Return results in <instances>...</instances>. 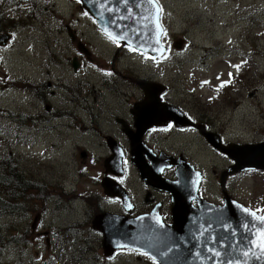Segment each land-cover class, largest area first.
Returning <instances> with one entry per match:
<instances>
[{"label": "rangeland", "instance_id": "rangeland-1", "mask_svg": "<svg viewBox=\"0 0 264 264\" xmlns=\"http://www.w3.org/2000/svg\"><path fill=\"white\" fill-rule=\"evenodd\" d=\"M4 1L10 5V9L6 5L8 13L6 11L4 13L8 17L4 15L0 19L2 23L6 21L4 25L0 23L4 27V31H0V35L6 34V31H10V29L14 32L16 30V32L10 31L14 35V39L6 42L7 46H1L0 50V110L2 111L0 113V155H4L10 150L15 152L16 158L19 159L17 168L21 175L24 174L22 182L28 181L32 190L33 180H38V185L42 186L44 194V200L40 199V205L48 207V209L46 207L42 209L36 205L40 225L34 223V227H38V229L32 227L33 219H30L32 245L29 243L28 247L25 246L26 253H28L26 255L28 264H46L44 259L46 249L50 251L49 243L52 244V249L56 247L54 244L58 243V249H60V251L56 249L58 253L50 251V257L52 259L56 255H60V257H56L58 261L54 259L56 263L50 261V257H48V264L64 263V259H62V255H64L62 237L64 235L60 230L56 231V225L59 229V226L66 221L63 219L66 215H68L67 226L70 219L75 220L78 217V213L74 211L76 207H72L76 201L80 211L83 210V204L85 206L86 198L88 201L90 198L92 199L90 204L94 203V195L98 189L96 183H99L100 178L104 177L103 163H105L104 158L108 155V149L98 133L100 127L96 123H101L105 117L110 118V115L127 116L129 105H125L122 110V105L119 107L118 101L124 97V99L129 98L128 103H130L131 98L143 97L140 85L143 80L140 78L154 79V82L148 81L147 83L154 84L156 89L159 88L158 83L163 84L160 85V87H164L160 93H163L164 97H159L160 101L167 102L169 106L175 105L177 109L179 107L178 110L182 114L186 113V117L192 115L198 117V120L204 124L211 125L212 123L213 127L210 133L220 134L222 139L225 136L224 141L219 139L225 145L226 142L234 143L236 148V145L246 144L252 151V145L255 148L259 142L264 144V0H160L164 8L161 20L167 28L166 38L180 39L178 43L184 41L182 43L184 46L179 45L178 49H174L169 43L171 51L169 50L159 62L142 56L144 53L139 56L136 51L135 54L134 49L130 51L126 46L120 47L118 42H109L113 39L111 40L107 35L105 40L97 23L84 13L78 0H54V5L50 2L52 0H12L13 3L10 0H2V3ZM14 7H18L22 13H14ZM0 9H4V5ZM0 13L2 15V11ZM8 26L10 29H6ZM65 26L70 27L69 31ZM116 43L120 50L116 49ZM180 47L182 48L180 49ZM83 50L86 51L88 57L80 52ZM49 52H54V59H58V62L54 63L53 60L52 67L56 65V69L50 67V72L46 70L47 73H45L43 65L42 69L38 65L42 63L40 60L44 57L42 54L46 53V57H48ZM41 55L42 57H40ZM61 55L63 57L64 55L70 56V59L73 55L76 56L80 63H78L80 66L77 68V72L69 64L68 68H64V59H62V68H58ZM38 57L40 59H36ZM46 57H44V61ZM115 57L118 58L114 59ZM233 64L241 65L238 70V72H242L241 75L238 73L240 77H234L237 68L234 69V73H232V69L229 71V65L234 67ZM111 69H115L116 72L114 73ZM227 72L232 73V79H230V75L227 77ZM104 79L119 84L117 88H121L118 91L120 95L111 91V87L108 89V85H112V83L107 84ZM228 79H230V83L234 79L235 81L228 85L226 83ZM44 80L50 81L51 85L48 91L54 89L55 92L54 97L53 95L50 98L49 95L46 97V107L49 104L50 109L52 106H56L55 109H67L68 103L65 104V102L68 101H65V97L60 94L61 87L59 86L64 83V86H70L76 91L74 99H76V95L80 100L87 97L86 109L88 111L81 110L82 105L76 109L77 104L70 103V107H68L69 119H64V117L60 120L50 119L49 109L48 115L45 116L50 120L48 123L42 122L44 119L38 121L39 117L32 121L30 114L33 117L34 113L42 112L44 116L47 111L43 105H38L37 99L31 97L34 93V85H36L37 93L40 81L43 85ZM223 81L226 86L221 87L220 91L218 85ZM27 85L28 87H26ZM4 87L7 88L4 89ZM44 88L46 89V87ZM36 93H34V97ZM110 93H116L118 98L112 97ZM152 93L154 92L152 91ZM63 95L65 96L64 93ZM211 95L212 97H210ZM150 103H152V99H150ZM162 107L164 106H160V109ZM160 109L157 113H160ZM4 113L7 115L5 116ZM9 114H12V118L8 117ZM52 115H54V111H52ZM73 115L76 116V119H72ZM22 116L24 119L21 118ZM78 116L82 118L80 123H78ZM186 124L188 123L186 122ZM101 126L102 129L110 127L120 137L116 124L111 119L109 124L103 123ZM164 129L160 133H154L152 130L150 137H157L163 141L164 143L161 144L166 147L167 151L176 148L174 150L182 152L183 156L190 159L187 162L194 167L195 165L200 166L208 180L206 181L208 183L206 193L209 191L207 199L206 193H203L202 200L206 199L207 202L218 199L216 205H221L220 174L227 168V164L228 166L232 164V159L220 157L217 151H212V147L209 150L207 147L210 143L200 133H192L193 130H190L178 135V132L173 131L169 135L170 131H164ZM206 129L202 130L206 131ZM110 138L112 139V137ZM202 139L206 141V144ZM114 141L116 140L114 139ZM160 141L158 142L160 143ZM245 159L246 157L240 159V164L243 166L246 162ZM244 171L246 170L244 169ZM263 173L264 170H258V173L254 171L249 177L246 173V177L242 175L230 179L222 173V193L228 195L226 191H223L224 185H226L235 199L244 201V204L248 202L249 207L247 208L262 216L259 210L264 211ZM128 179H132L131 174ZM226 179L228 180L226 181ZM26 191L18 190L16 205L22 198L20 193L26 195ZM93 193L94 195L90 196ZM54 194H60L62 201L59 204V211L52 213L50 211L51 202L48 204V201L49 198L56 197ZM62 197L66 199L68 207ZM73 197L74 199H71ZM60 198H58V202ZM230 199L234 201L232 197ZM256 201L260 204L256 205ZM19 203L20 211H22V204L26 207L31 206L33 209L35 200L32 201L30 196H25ZM62 203H64V209H62ZM254 205L257 206L256 209H253ZM86 209H88V203H86ZM86 209H84V215H86ZM60 211H62L61 214ZM14 213L16 210L2 215L0 218V225L4 224V229L1 227L2 234L5 233L6 239L13 237V233L16 231ZM44 213L46 214L44 215ZM29 218L30 216L25 220ZM20 219H24L23 215ZM50 219H52V225H50L48 237H45L48 247L44 245L40 262H34L38 257L36 252L40 247L42 235H47L44 234V229ZM6 223H8L7 229ZM24 224V220L17 223L20 227ZM84 229H86V225H84ZM36 231L42 232L39 233L40 237L36 236ZM52 231L56 233V237ZM17 233L18 231H16ZM60 233H62V237H60L62 245L58 242ZM52 239L54 240L52 241ZM30 249H34V251H30ZM52 253H56V255H52ZM125 257L124 259L128 261L129 258ZM150 258L148 264H152L151 259L153 258ZM118 261L115 264H118ZM130 261L132 264L147 263L137 257L130 258ZM154 261L156 262V260ZM155 262L154 264L157 263ZM0 264H21L13 243L0 254ZM122 264L130 263L122 261Z\"/></svg>", "mask_w": 264, "mask_h": 264}, {"label": "water", "instance_id": "water-1", "mask_svg": "<svg viewBox=\"0 0 264 264\" xmlns=\"http://www.w3.org/2000/svg\"><path fill=\"white\" fill-rule=\"evenodd\" d=\"M82 3L98 28L113 39L140 52H146L152 58L163 55L167 50L161 41L162 34H158L161 30L163 32L160 19L158 30L153 20L156 15L155 6L149 0H82ZM7 39V34L0 35V46ZM179 45L181 43L178 41L174 44L176 48ZM72 65L77 67L76 62ZM142 86L147 100L144 105H137L131 110L136 132L127 133L132 161L138 166L146 183L171 192L175 204L172 209L173 223L150 228L140 216L128 219L109 213L100 214L94 218L93 227L103 232L106 251L110 252L112 248L118 247H132L146 251L158 264H264V256L249 243L255 239L253 234L264 228V222L255 220L252 214L256 217L259 215L229 197L224 198L222 205L199 199L196 192L200 172L188 162L178 160L167 163L162 158L165 166L174 163L183 165L177 182L161 179L146 166L142 157L145 150L141 140L145 129L151 125H162L170 119L180 125L190 123L175 106L160 102L158 95L162 87L158 86L156 89L154 84L149 83H143ZM160 106L164 107L160 109ZM159 109L160 113H157ZM204 136L214 148L237 160L230 168V173L241 169L264 170V144H255V148L252 145L250 151L248 145H236V148L231 145L222 146L214 134L205 133ZM110 147L113 154L105 159V169L121 174L122 151L116 143ZM245 156L246 162L243 166L240 159ZM101 185L104 189L112 187L109 177H104ZM104 191L109 195L123 196L120 192ZM191 199L198 201L197 208L191 206ZM244 252L249 254L245 256Z\"/></svg>", "mask_w": 264, "mask_h": 264}, {"label": "flooded vegetation", "instance_id": "flooded-vegetation-1", "mask_svg": "<svg viewBox=\"0 0 264 264\" xmlns=\"http://www.w3.org/2000/svg\"><path fill=\"white\" fill-rule=\"evenodd\" d=\"M66 29L69 30V27H66ZM172 39H174V37ZM122 46L123 45L120 44V47ZM81 53H83L85 57H88L86 55L85 50L82 51ZM51 54H52V57H50ZM42 55L46 57V53ZM42 55L40 57H42ZM142 56H145L147 59H149L147 55H142ZM40 57L36 59H40ZM44 57L40 59L42 63L38 65V67L42 69V65H43L45 73H47V71L50 72V67H52V61L54 60V63H57L58 59H54V52L52 53L49 52L48 57H46L45 61H44ZM56 57H58L57 54H56ZM117 58L118 57H115L114 59H117ZM62 59H64V68H68V64L71 65L72 67V60H75V59L77 60L76 56L74 55L71 58L72 60L70 59V56L64 55L63 57V55H61L59 58L60 65H57L58 68H62ZM48 62H50V65H48ZM78 63L79 62L77 60V64ZM79 64L77 65L78 67L80 66ZM52 69H56V65H54ZM73 70L76 71L77 69L73 68ZM111 70L114 71V73L116 72L115 69H111ZM104 81H106V79H104ZM106 83L107 84L112 83V85H108V89H110L111 87V91H115L116 93H118V91L121 89V88H117L119 84L111 82V80L106 81ZM63 84L64 83L59 84V86L61 87L60 94L63 97H65L66 99L65 101H68V102H65V104L68 103V105H66L67 106L66 110L55 109L56 106H52L51 107L52 109H50L49 104L46 107V103H45L46 97H48V95H49V98L52 95L53 97L55 96V92L53 91L54 89H50V91H48L51 85L50 81L47 82L45 80L43 85H42V82L40 83V85L37 84L38 85L37 93H36V85H34L35 88L33 90H34V93H36V95L34 97V93H32L31 97L35 98V100L37 99L38 105H43V108L45 107L47 111L46 113H44V116L42 112H40L39 114L38 112L34 113L33 117H32V114H30L32 121H35L36 118L39 117L38 121H40V119H44V121L42 122L48 123V121L50 120L46 119L45 116L48 115L49 109H50L49 116L51 117L50 119L60 120L62 119V117H64V119L65 118L69 119L70 117H68V107H70V103H74V105L77 104L76 109H78V106L80 107V105H82V107H80L81 110L86 109L87 103H88V100H86L87 97L86 99L80 100L78 99V95H76V99L78 100L74 99V93H76V91H74V88H71L70 86H67V85L64 86ZM28 85L26 87H28ZM30 87H32V85H30ZM44 87H46V89ZM141 89H142V86H141ZM63 93L65 94V96L63 95ZM116 93H110V94H112V97L118 98V95H120V93H118V95H116ZM162 94H161V97H164V95ZM80 95H82V93H80ZM122 99H124V97H121L120 101H118V106L120 107V105H122V110H124L125 105L127 104L129 105L127 109L126 117L118 115V114L116 115L113 114L114 116L110 115L109 116L110 118L105 117L101 123H96V124H98L99 125L98 127H100V131H98V129L97 131L98 133H100L102 140L104 141L106 148L108 149L107 151L108 155L112 154V150L110 146H112L113 144L115 146V143L119 145L122 151L123 170L121 172V175H115L112 172L106 171L105 166H104L103 176L110 177L111 179L109 178V180H110V183L112 184V187L110 188L105 187V189L109 193L120 192L121 194H123V196H119V195L113 196V194L111 195L107 194L104 191L105 190L104 187H102L101 185V179L103 178L101 177L100 182L96 183V185H98V189H96V193H95L96 195H94V193L90 195V196L94 195V203L91 202L90 204V201H92L91 198H90V201H88V198L84 200L86 201V203H88V209H86V203H85V206L83 204L82 211H80L79 204L77 201L76 203L72 201L74 205L70 203L72 207H76L74 211L78 213V217L75 220L70 219V223L67 226L66 221H68V215H66V217L63 218V219H66V221H64V223H62V225L59 226V229H58V225H56V231L60 230L65 237V239L64 237H62V233L58 235V242L60 243V237H62V241H64V245H62V243H60V245H62V249H64L63 253L65 255V257L64 255H62V259H64V263H58V264H115V262L118 261L119 259H123L122 261H124V263L132 264V261H130V258L134 259L135 257H137V259H141L147 262L146 264H148V260L150 258L148 253L145 251L139 250V249H135L132 247H118V248H112L110 252L106 251L104 247L103 232L93 227L94 218L100 214L109 213L112 215H117L118 217H125L128 219L130 218L135 219L140 216V217H143V219L145 220L146 226L150 228H152L153 226L159 227L161 224L170 225L173 223L172 209L175 204L172 199L171 192L169 190L159 188L158 186L146 183L141 177L138 166L132 161V155H131V150H130V140H129L127 133L133 134L134 132H136L135 120H134V116L131 110L134 109V107L137 105H141V104L144 105L143 103L146 102L144 92H143L142 98H140L139 96L135 98H131L130 103H128L129 98L124 99V101H122ZM52 111H54V115H52ZM86 111H88V109H86ZM74 113H76V111H74ZM187 118L190 124H184L180 126L177 123H175L173 120H169L167 121L168 123L166 122L164 127L149 126L147 129H145V132L142 134L141 140L143 143V149L145 150L143 151V154H142L143 160L146 166L151 168L152 172L155 174H158L159 177L163 180H168L169 182H177L178 174L181 173L183 169L182 167L183 165H181V163H178V164L174 163L172 165L165 166L164 162H162V158H165L167 163H170L171 161H178V160L180 162L181 160H183L184 162H187V161H190V159H187L185 156H183L182 152H177L176 150H174L176 148L172 150H168V151L165 150L166 147L161 144L164 142L160 141L157 137L151 138L150 133H152V130H154V133H160V131H162V129L164 128H167V129H164V131H170L169 135H171L172 134L171 132L173 131L178 132V135H180V133H186L190 130H193L192 133L196 132L202 135H204L203 132L212 131V127H213L212 123L211 125H209V123L208 125L204 124L203 122H200L198 120V117L196 116L193 117L192 115H188ZM72 119H76V116L73 115ZM110 119L112 120L113 123L116 124V129H118L120 133V137H118V135H116V132L110 129V127H108V129H110V132H108V129L106 128L102 129L101 124L103 123L109 124ZM81 121H82V118L78 116V123H80ZM202 121H204V119H202ZM92 122L94 123V121ZM197 124H199L200 126ZM156 129H158V131H156ZM202 129H206V131H203ZM102 131H104V133H102ZM110 137H112V139ZM114 139L117 142L114 141ZM156 139H158L160 143L156 141ZM202 141L206 144L207 140L204 141V139H202ZM210 147L212 146L208 145L207 148L210 150ZM212 151H217V150H214L212 147ZM217 152H218V155H220V157L227 158L226 157L227 155L222 154L219 151ZM108 155L104 159H106ZM130 167H132V169H130ZM231 167L232 165L228 166L227 164V168L222 171V173H224L225 177H227L228 179L232 177L242 176V175L246 177V173H248V177H249L250 175H252V173H254L253 171H245V172L236 173V174L234 172L230 173L229 170ZM194 168L199 169L202 173L201 182L198 187V193L204 197L203 193H206L207 191L206 185H208V183H206V181L208 180L204 176V173L202 172V168L200 166L195 165ZM222 173H221V176H222ZM130 174H131L132 179H128L130 177ZM228 179H226V181ZM96 181H98V179H96ZM219 187L221 190V194H224L222 193V186L219 185ZM223 191L224 192L226 191V193H228L232 198H234L233 194H231L229 190V187H226V185H224ZM208 194H209V191L206 193V199H207ZM221 194L219 193V195ZM55 195L56 197H54V199L49 198V201L48 199H46V201H48V204L51 202L50 211H52V213H54V211H59V208H60L59 204L62 201L60 198V194H55ZM58 198H60L59 202H58ZM62 199H64V203H66V199L64 197H62ZM71 199H74V197ZM78 199L80 198L78 197ZM236 200L240 201L238 200V198H236ZM68 201H70V199H68ZM216 201H218V199ZM221 202L222 200L220 199V203ZM64 203H62V209H64ZM240 203H242L246 207H249L248 202L244 204V201H240ZM259 204L260 203L256 201V205H259ZM36 205H38V207H42V205H40V201H35V205L33 209H31V206L26 207L22 204L21 208H22V211H24L22 213V211H20V203H19L17 210H16L14 221L16 223L15 226H16V231H18V233L16 234V231H14L12 243L15 246V253L18 257V261H20L21 264H28V261H26V255H28V253H26V247H28L29 243L30 245H32V227H34V223H36V225H40V219H38V207H36ZM191 205L193 206L196 205V202L192 200ZM44 207H46V205H44ZM44 207H42V209H44ZM66 207H68V203H66ZM72 207H70V209H72ZM256 207L257 206L254 205L253 209H256ZM46 209H48V207H46ZM70 209H68V211H70ZM84 209H86V215H84ZM19 211H20V214H19ZM259 212L262 214V216H264L263 215L264 211L259 210ZM61 213L62 211H60V214ZM64 213L66 212L64 211ZM45 214L46 213H44V215ZM69 214H72V213H69ZM22 215L24 219H20ZM28 216H30V218L25 220ZM30 219H33L32 227L30 224ZM80 219H82V221H80ZM22 220L25 221V224L22 227H20L17 225V223ZM86 222L90 223L91 226L88 225V223ZM50 225H52V219H50V221L46 223V229H44V234H47V235H42V241H40V247H38V252H36L38 253V257H36V261L34 262H40V259H41L40 257H42V251H44V245H46L45 237H48V231H50ZM84 225H86V229H84ZM34 229H38V227H34ZM39 233H42V232L36 231V236L38 235V237H40L41 234L39 235ZM52 233H54V231H52ZM38 237H36V239H38ZM50 237H52V235H50ZM54 237H56V233H54ZM53 240L54 239H52V241ZM47 241L49 242V239H47ZM34 245H36V243H34ZM54 245H56V247L52 249V244L49 243L50 251H56V249H58V243ZM46 247H48V245H46ZM30 251H34V249H30ZM50 251L46 249V257L44 259V261H46V264H48V257L51 256ZM58 251H60V249H58ZM58 251H56V253H58ZM76 252L78 253L77 255H76ZM56 253H52V255H56ZM124 256H126L125 258H129L128 261L124 259ZM3 257L4 256H2V258ZM30 257H32V255H30ZM56 257H60V255H56ZM56 257H54V259H56ZM54 259L50 257V261H54ZM62 259H60V261H62ZM151 260H152V264H154L155 261L153 259ZM56 261H58V259H56ZM56 261H54V263H56ZM122 261H118V264H122ZM30 263H32V261H30ZM54 263H50V264H54ZM140 263H142V261H140Z\"/></svg>", "mask_w": 264, "mask_h": 264}, {"label": "trees", "instance_id": "trees-1", "mask_svg": "<svg viewBox=\"0 0 264 264\" xmlns=\"http://www.w3.org/2000/svg\"><path fill=\"white\" fill-rule=\"evenodd\" d=\"M11 1V0H10ZM0 19H2V15L0 13ZM2 23V21H0ZM18 161L14 154L7 152L4 155H0V218L2 215H7L8 213H12L17 210L18 204L16 205V198H18V190L26 191V196H32L41 198L44 194L42 191V186L39 187L38 180L34 179L31 184L28 181L22 182V173L18 167ZM24 171V170H23ZM24 193H20V197H23ZM16 206V208H15ZM15 214V213H14ZM12 216V215H10ZM4 229V224L0 225V254L3 251V248L12 244L13 237H8L6 239V235L2 234V229ZM8 228V223H6V229Z\"/></svg>", "mask_w": 264, "mask_h": 264}, {"label": "snow or ice", "instance_id": "snow-or-ice-1", "mask_svg": "<svg viewBox=\"0 0 264 264\" xmlns=\"http://www.w3.org/2000/svg\"><path fill=\"white\" fill-rule=\"evenodd\" d=\"M150 3H152L154 6H155V11H156V15L153 17V20L154 22L156 23V27L157 29L159 30L160 29V25L158 23V20H159V16L162 12V9L159 8L158 5H156V0H149ZM158 34H162V30L160 31V33ZM110 39H112L111 36H109ZM123 38V37H121ZM113 42L115 43L116 41L113 39ZM157 43H159V39H157ZM130 50H133V49H130ZM237 69H239V65H236L235 66ZM231 76V74H229ZM206 83V82H205ZM224 85L222 84L221 87H223ZM247 211V210H245ZM253 215V218L255 220H258L260 222H264V216H259V217H256L255 214H252ZM253 227H255V224L253 225ZM255 239L253 241H249L250 244H252V246L254 248H257L260 253H261V256H264V228H261L258 232L254 233L253 234ZM245 256H247L249 253L248 252H244L243 253ZM259 259V257H258Z\"/></svg>", "mask_w": 264, "mask_h": 264}, {"label": "bare ground", "instance_id": "bare-ground-1", "mask_svg": "<svg viewBox=\"0 0 264 264\" xmlns=\"http://www.w3.org/2000/svg\"><path fill=\"white\" fill-rule=\"evenodd\" d=\"M10 86V85H9ZM12 87V86H11ZM26 195H24L21 199H20V201L25 197ZM20 201H18V204H19V202ZM8 246H10V245H6L4 248H3V251L2 252H4V251H6L7 250V248H8ZM3 256V255H2Z\"/></svg>", "mask_w": 264, "mask_h": 264}]
</instances>
